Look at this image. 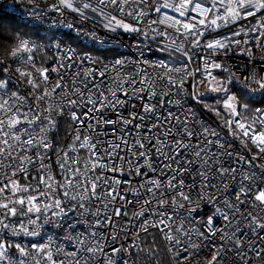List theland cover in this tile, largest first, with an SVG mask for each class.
Returning a JSON list of instances; mask_svg holds the SVG:
<instances>
[{
    "label": "snow or ice",
    "instance_id": "6c2138e0",
    "mask_svg": "<svg viewBox=\"0 0 264 264\" xmlns=\"http://www.w3.org/2000/svg\"><path fill=\"white\" fill-rule=\"evenodd\" d=\"M16 2L0 9V264H264V66L222 60L264 65V0ZM54 28L131 34L136 53L81 56ZM201 89L223 94L204 108L227 139L188 105Z\"/></svg>",
    "mask_w": 264,
    "mask_h": 264
},
{
    "label": "built area",
    "instance_id": "2783aa9c",
    "mask_svg": "<svg viewBox=\"0 0 264 264\" xmlns=\"http://www.w3.org/2000/svg\"><path fill=\"white\" fill-rule=\"evenodd\" d=\"M47 3H51L52 0H46ZM11 6L8 7V11H11L12 8L14 7H18V8H23L24 6L19 5L18 2H16V0H0V9L5 8L6 6ZM43 6V4L41 5ZM20 13L17 12V15H19ZM243 23V22H242ZM53 31L57 32V37L58 39H63L65 40L68 44H70L71 47H73L77 53H79L81 56L88 54L90 55L93 59H97V60H102L104 63H110L112 60H114L115 58H118L119 56H127V55H134L136 53V49L135 48H131L130 45L133 44V37L131 34H125V35H118V33H106L105 35L107 37H114L115 40L113 42V40H109L108 43H106L104 46H99V45H93L91 42L88 41H84L81 42L80 40L76 39L74 34L71 33L68 29L66 28H59L57 29H53ZM101 32H103V30H100ZM222 32H227L228 29H223L221 30ZM42 35H45L46 33H41ZM175 38V37H174ZM170 43V41H169ZM153 47H155V45H153ZM146 55L149 56L150 59H159L162 58L160 53H155V55L153 56L151 53H147ZM261 53L260 52H256L254 53V56L252 58V60H247L246 57H243L241 55H239V53H235V52H229L227 56L223 57L222 60L224 63H226L228 65V67L230 69H236L237 67L239 68V72L242 73L245 71V65L247 64L248 68L250 69L252 67L253 64L256 65H260V66H264L261 65ZM181 58L179 57L178 60H180ZM178 60H175L173 62H171L170 60H168L169 63H176ZM195 65H193L194 67ZM132 67L133 66H129L125 69H119V71L121 72V74H123L124 72H130L132 71ZM116 70H110L109 75H114ZM239 74V73H238ZM54 82V80H53ZM186 88H188V86L186 85ZM189 91H191V89H188ZM185 96L187 98V92L185 93ZM187 103L188 105L192 108V110L196 113L197 117L199 119H202L214 126H216L217 131L221 132L222 136H225V138L227 139V136L225 135V130H223L222 128H220L218 126V124L214 123L213 121H211L209 118H207L206 116H204L203 114H201L198 110H196L194 108L193 102L190 99H187ZM207 105H211L210 102L206 103ZM137 108H139V103H137ZM129 111H131V108H129ZM67 125L61 123L60 125V130L59 132L56 134V139L59 141V143L64 144L67 142V135H66V129H67ZM117 127H119V125H117ZM93 138L94 139H98L100 138V136H98L96 133H93ZM111 136V133H107V135H105L103 138L108 142L111 143L112 140L109 139L108 137ZM131 139V137H130ZM234 145L236 146L237 150H241V146L238 140L233 141ZM84 159H87L86 155L83 157ZM52 169L51 172L54 174L56 171H58L55 167V157L53 158L52 161ZM29 175L30 176H35V169H29ZM18 180L19 183L21 185H27V184H35L36 181L35 180H31V179H25L23 175L18 176ZM132 198V197H129ZM95 204V202H93ZM139 208V205H136L135 207H129V212L135 211ZM208 214V209L205 208L204 211L202 213H198V215H207ZM264 214V213H262ZM118 223H123V218H120L118 220ZM199 226V225H197ZM153 233L155 234V230H153ZM41 234H47L48 236H53V237H59L60 239L57 241L58 243H64V246L67 248L68 245L66 244V242L63 241V237L66 234V230H61V228L57 227L55 222L52 223H46L43 228L41 229ZM21 242H27V243H31L33 242L34 238H30V237H19L18 238ZM35 239H39V238H35ZM217 242H218V238H217ZM70 250V249H69ZM210 254H215L213 252H210V249L205 248L199 255L198 260L200 261H206L209 258ZM166 255V254H165ZM167 259L169 260L170 264H174L173 261H170L169 257L166 255ZM136 264H145V262H143L142 260H137ZM159 264H164L162 262V260H159Z\"/></svg>",
    "mask_w": 264,
    "mask_h": 264
},
{
    "label": "trees",
    "instance_id": "16d2710c",
    "mask_svg": "<svg viewBox=\"0 0 264 264\" xmlns=\"http://www.w3.org/2000/svg\"><path fill=\"white\" fill-rule=\"evenodd\" d=\"M179 57H175V58H169V60L171 62L178 60ZM220 99L219 97H212V96H208V97H202V102L197 104L193 102L194 108L196 110H198L201 114H203L204 116H206L207 118H209L211 121H213L214 123L219 125V122L217 120V118L210 112L206 111L204 108V105H206L207 102H210L211 104H213L214 101ZM159 242V241H158ZM160 259L162 260V262L164 264H170L169 260L167 259L165 253L163 250H161L160 252Z\"/></svg>",
    "mask_w": 264,
    "mask_h": 264
},
{
    "label": "rangeland",
    "instance_id": "374dc122",
    "mask_svg": "<svg viewBox=\"0 0 264 264\" xmlns=\"http://www.w3.org/2000/svg\"><path fill=\"white\" fill-rule=\"evenodd\" d=\"M201 93H202V97H208V96L214 97L215 96V97H219L220 98V96L223 95V94H220V96H218L217 94L209 92L206 89H201Z\"/></svg>",
    "mask_w": 264,
    "mask_h": 264
}]
</instances>
